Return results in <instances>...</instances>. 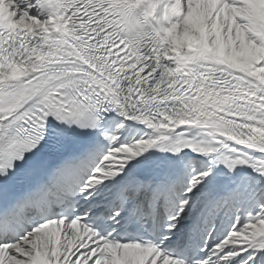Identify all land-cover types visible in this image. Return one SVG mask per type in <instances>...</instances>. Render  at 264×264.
Returning <instances> with one entry per match:
<instances>
[{"label":"snow or ice","instance_id":"1","mask_svg":"<svg viewBox=\"0 0 264 264\" xmlns=\"http://www.w3.org/2000/svg\"><path fill=\"white\" fill-rule=\"evenodd\" d=\"M0 264H264V0H0Z\"/></svg>","mask_w":264,"mask_h":264}]
</instances>
